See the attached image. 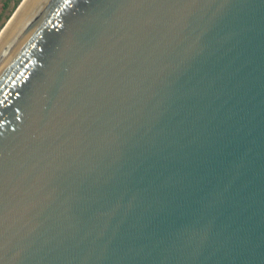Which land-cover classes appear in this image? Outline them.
<instances>
[{
	"label": "water",
	"instance_id": "obj_1",
	"mask_svg": "<svg viewBox=\"0 0 264 264\" xmlns=\"http://www.w3.org/2000/svg\"><path fill=\"white\" fill-rule=\"evenodd\" d=\"M0 264H264V0H41L0 54Z\"/></svg>",
	"mask_w": 264,
	"mask_h": 264
},
{
	"label": "bare ground",
	"instance_id": "obj_2",
	"mask_svg": "<svg viewBox=\"0 0 264 264\" xmlns=\"http://www.w3.org/2000/svg\"><path fill=\"white\" fill-rule=\"evenodd\" d=\"M41 0H26L23 4L24 5H22L23 7L22 8H24L25 6H26V4H28L29 6H27L28 7V9H26V11H25V13H24V15L20 18V20L18 21V25H17V27H14V29H13V31L11 32V34H10V36L9 37H7L8 35V33H9V31L11 30V28L13 27V25L15 24V22L18 20L17 18H18V15H19V13L22 11V8L20 9V12L19 13H17V14H15V15H13V17H11L9 20H8V22L5 24V26L3 27V29H2V31L0 32V54H2L4 51H5V49L7 48V46H8V44H9V42L12 40V37H14V35H15V33H16V31L24 24V23H26V21L28 20V18H30V16L32 15V13L35 11V9H36V7L38 6V4H39V2H40ZM27 2H29V3H27ZM23 21H24V23H23ZM15 25V26H16ZM7 35V36H6Z\"/></svg>",
	"mask_w": 264,
	"mask_h": 264
},
{
	"label": "rangeland",
	"instance_id": "obj_3",
	"mask_svg": "<svg viewBox=\"0 0 264 264\" xmlns=\"http://www.w3.org/2000/svg\"><path fill=\"white\" fill-rule=\"evenodd\" d=\"M22 0H0V32Z\"/></svg>",
	"mask_w": 264,
	"mask_h": 264
},
{
	"label": "snow or ice",
	"instance_id": "obj_4",
	"mask_svg": "<svg viewBox=\"0 0 264 264\" xmlns=\"http://www.w3.org/2000/svg\"><path fill=\"white\" fill-rule=\"evenodd\" d=\"M66 2H67V0H66Z\"/></svg>",
	"mask_w": 264,
	"mask_h": 264
}]
</instances>
